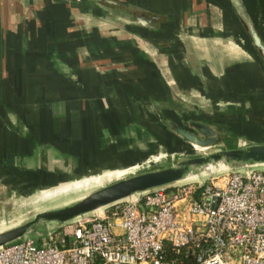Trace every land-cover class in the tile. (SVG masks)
Returning <instances> with one entry per match:
<instances>
[{
  "label": "crops",
  "instance_id": "0c3cea01",
  "mask_svg": "<svg viewBox=\"0 0 264 264\" xmlns=\"http://www.w3.org/2000/svg\"><path fill=\"white\" fill-rule=\"evenodd\" d=\"M115 1L161 18L111 20L93 0H0V199L63 176L43 162L47 145L74 170L132 151L139 162L142 125L181 149L166 117L214 122L219 145L264 141V68L227 0ZM244 1L264 36V0ZM40 124L51 132L35 135Z\"/></svg>",
  "mask_w": 264,
  "mask_h": 264
},
{
  "label": "built area",
  "instance_id": "2783aa9c",
  "mask_svg": "<svg viewBox=\"0 0 264 264\" xmlns=\"http://www.w3.org/2000/svg\"><path fill=\"white\" fill-rule=\"evenodd\" d=\"M264 264V167L159 188L0 246V264Z\"/></svg>",
  "mask_w": 264,
  "mask_h": 264
},
{
  "label": "water",
  "instance_id": "95a60500",
  "mask_svg": "<svg viewBox=\"0 0 264 264\" xmlns=\"http://www.w3.org/2000/svg\"><path fill=\"white\" fill-rule=\"evenodd\" d=\"M93 1L114 11L113 18L125 23L151 26L154 20L161 18L160 14L154 12L127 9L115 0ZM227 2L245 38L258 55L264 68V36L260 33L253 15L244 0H227ZM163 125L188 145L193 148L197 145L202 149L196 147V153L192 154H184L185 152L180 151L174 161L167 164L146 167L139 171L130 170L131 173L116 176L60 204L34 210L28 216L0 227V246L29 236L28 234L38 225H46V232L65 221L94 212L96 208L100 210L124 199L140 196L159 188L206 179L227 171L264 167V141H241L231 146L219 145L216 124L198 117L180 118L177 121L166 117ZM140 128L144 131L149 144L145 141L136 143L134 152L146 153L143 156L145 158L154 153L155 150L152 148L154 143L157 145V139L146 126L142 125ZM159 144L158 142L156 148ZM47 148L45 154L49 162L48 164L46 162L47 166L53 169L50 167L51 163L54 168L63 169L65 166L60 152L50 145H47ZM130 154H128V161L137 160L138 155H134L133 151ZM140 160L143 161V159Z\"/></svg>",
  "mask_w": 264,
  "mask_h": 264
},
{
  "label": "rangeland",
  "instance_id": "374dc122",
  "mask_svg": "<svg viewBox=\"0 0 264 264\" xmlns=\"http://www.w3.org/2000/svg\"><path fill=\"white\" fill-rule=\"evenodd\" d=\"M113 12L114 11L111 10L110 15H112ZM110 17H111V20H115V19H112L113 15ZM170 85H173V84L170 83ZM176 93L177 94H175V96L179 97V93L177 91H176ZM109 94L113 95V93L110 90H109ZM32 106H33V104H32ZM46 127L47 126L46 125L43 126V124L37 125L35 127V129H36L35 135H39V134L44 135V134L50 133L51 131H49L48 128L46 129ZM58 128H59V125H56V129H58ZM173 138H175L176 140L180 139L176 136H173ZM37 141L38 142L40 141L41 143L43 142V140H41V139H37ZM37 141H35V142H37ZM174 141L175 140H173L171 142L175 143ZM21 142L23 143V141L20 140L19 143L21 144ZM45 142H48V141H45ZM172 143L171 144L168 143L167 145H165V144L159 145L158 149H156L154 151V153L150 154L148 157L146 156L147 159H146V157L143 158L142 162L140 160L136 166H134V167L132 166L133 168L131 170L139 171V170L145 169L146 167H153L155 165L158 166V165L167 164L171 161H174L175 157H177V154L180 153V151L185 152L184 154H192V153H196V151H197L195 148L188 145L186 142L184 143V146H182L181 149H177L178 148L177 145L171 146ZM153 147H154V144H153ZM70 157L67 158V160H68L67 164L62 160V163L65 166L63 169H66V171L63 170V172H62L63 176L58 177V175H57V177H55V178L53 177V179H55L54 182L44 181V183H43V180H45V179L37 180V177H36L35 178L36 180L34 181V187L23 186L22 184L25 185V182L24 183L21 182V183H19V187L17 189V192L13 196V199H0V227L5 226L7 224H10L13 221L18 220L20 218L26 217L29 215V213H31L34 210H37V209H40L43 207H47V206H51V205H55V204H60L63 201H66L68 199L76 197V196L80 195L81 193H83L84 191H86V190H88V189H90L96 185H99L101 183H105V182L113 179L116 176L131 173L130 170H128V171L126 170V171H123L120 173L119 172L118 173L112 172V173L100 174V175H97L94 179L93 178H91V179L85 178L83 176L89 175L91 173H97V172L101 173L103 171L111 169L113 166L116 165V162L113 161L112 164L111 163L102 164L105 161L104 157H101L99 159V156H98V161H96V162H94L95 160H84L83 163L81 161H79V165L77 166L78 168H76V169H78V171H77L76 169L75 170L72 169V167L74 165H76L77 162L75 160H71ZM42 158H43V162L45 163V165H47L49 162H47L46 156L42 157ZM144 159H146V160H144ZM46 162H47V164H46ZM82 164H84V165H82ZM87 164H90V165H87ZM85 165H87V166H85ZM50 167L54 168V166H52L51 163H50ZM69 180H70V182H69L70 185H68L69 186L68 188H70V189L63 192V193H60V192L64 191L67 188H61L58 190L49 189V191H47L46 193L41 192L42 190L54 187L55 185L61 183L62 181H69ZM202 181H205V179H198L196 181H189V182H185V183H191V184L195 185L196 183H199ZM76 182H80L82 184H79V185L72 184V183H76ZM49 185L51 187H49ZM177 186L178 185H174V186H171V187H168L165 189L169 191V190H172L173 188H175ZM56 192H58V193H56ZM54 193H56V194H54ZM46 229H47L46 225H38L28 235L33 237L34 239L35 238H37V239L43 238L45 236V230Z\"/></svg>",
  "mask_w": 264,
  "mask_h": 264
},
{
  "label": "bare ground",
  "instance_id": "6f19581e",
  "mask_svg": "<svg viewBox=\"0 0 264 264\" xmlns=\"http://www.w3.org/2000/svg\"><path fill=\"white\" fill-rule=\"evenodd\" d=\"M195 146V148L196 147H198L197 145H194ZM198 148H200V147H198ZM200 149H202V148H200ZM128 158V157H127ZM127 158H125L124 159V161L127 159ZM117 161L116 162V165L114 166V167H112L111 169H109V170H106V171H103V172H101V173H91V174H89V175H86V176H83V177H85V178H89V179H91V178H95L97 175H100V174H104V173H112V172H123V171H128V170H131L134 166H136L139 162H138V159L137 160H132V161H130V162H128V160L127 161ZM133 166V167H132ZM81 178V177H80ZM72 179V178H71ZM58 182V181H57ZM69 182H70V180L69 181H62L61 183H59V184H57V185H55L54 187H52V188H48V189H45V190H42L41 192H43V193H46L47 191H49V189H55V190H58V189H61V188H67V189H65L64 191H62V192H60V193H63V192H65V191H67V190H69L70 188H68L69 186L68 185H70L69 184ZM72 184H74V185H79V184H82V183H80V182H76V183H72ZM53 185V184H52ZM66 186V187H65ZM49 187H51L50 185H49ZM61 191V190H60ZM71 191V190H70ZM56 193H58V192H56ZM56 193H54V194H56ZM99 210V208H96L95 209V211H98Z\"/></svg>",
  "mask_w": 264,
  "mask_h": 264
},
{
  "label": "trees",
  "instance_id": "16d2710c",
  "mask_svg": "<svg viewBox=\"0 0 264 264\" xmlns=\"http://www.w3.org/2000/svg\"><path fill=\"white\" fill-rule=\"evenodd\" d=\"M182 264H187V261H186V260H184Z\"/></svg>",
  "mask_w": 264,
  "mask_h": 264
}]
</instances>
